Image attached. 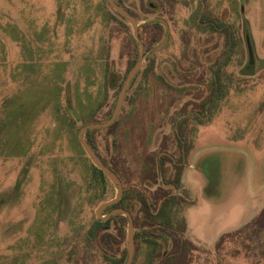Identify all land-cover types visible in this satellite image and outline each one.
<instances>
[{
    "label": "rangeland",
    "instance_id": "374dc122",
    "mask_svg": "<svg viewBox=\"0 0 264 264\" xmlns=\"http://www.w3.org/2000/svg\"><path fill=\"white\" fill-rule=\"evenodd\" d=\"M121 2L142 23L164 19L170 36L154 65L145 63L117 123L93 130L102 158L150 197L163 187L153 179L157 162L166 161L168 181L175 175L168 163L183 157L172 220L189 240L176 264H264V0ZM109 7L106 0H0V264H111L103 256L127 250V222L125 235L115 224L109 231L119 249L83 244L115 188L108 185L101 202L79 132L95 110L89 125L109 119L137 55L131 26ZM214 21L224 22L221 31ZM225 25L234 36L231 59ZM141 35L146 47L165 31ZM223 64L227 94L212 107L213 74ZM136 234L138 264L146 246L140 228Z\"/></svg>",
    "mask_w": 264,
    "mask_h": 264
},
{
    "label": "trees",
    "instance_id": "16d2710c",
    "mask_svg": "<svg viewBox=\"0 0 264 264\" xmlns=\"http://www.w3.org/2000/svg\"><path fill=\"white\" fill-rule=\"evenodd\" d=\"M115 2L119 6L124 7V4L121 2V0H115ZM150 5L153 6L155 4L151 3V4H149V7H150ZM155 6H157V5H155ZM148 9H150V8H148ZM111 11L115 16L121 18L124 22H126L120 15H118L112 9H111ZM127 11L131 15L136 17L129 10H127ZM214 24H215L216 31H221V29H223V27H224V22L221 23L219 21H214ZM149 27H150V29L153 27L156 29H161L163 32L165 31L164 27L160 24L149 25ZM149 27L146 26V27L142 28V30L149 28ZM225 27L227 28L226 36L229 40L227 42V44L230 47L227 58L231 59V54L233 53L234 48L230 45L232 44V39H234V36H233V33L229 30V27L226 25H225ZM141 32H139V35H140V38L142 40ZM244 33H245V36L250 41V31H249L247 23H245V32ZM153 42L154 43L152 45H150V46L147 45L145 47V53L146 54H148L157 44H159L160 40L158 41V39H157V41H153ZM250 43H251V41H250ZM134 45L137 48V55H136L135 59L130 62L125 77L129 73V71L135 66V64L137 63V60H138V53H139L140 47L135 40H134ZM155 60H156V55H154L151 58V60L146 64V66H148L149 64H151V66H153L155 63ZM253 64H254V62L251 65L249 62L248 66H247L248 72L250 74H253V72L255 71V67H253ZM222 66L224 67V64L221 65L218 69H216L215 73L213 74V81H212L213 91L216 93H215V96L214 95L212 96V99L210 101V106H212V107H214L215 104H217L219 102V100H222L227 94V92H226L227 90L225 88V83H224V79H223V68H221ZM250 66H252V68ZM144 69H145V67L141 70V72L135 78V80L133 81V83L131 85V88L134 86L136 81L139 79V76L142 74ZM145 82H142V83H145ZM120 87H122L121 84H120L119 88ZM126 98H127V96H126ZM68 103H69V105H67L65 107L66 113L70 112V109H72L71 102L68 101ZM114 106H115V104L113 105V107ZM113 107L110 110V112L108 113V118H110L112 115L111 113H112ZM96 113H97L96 110L93 111L90 114L89 119L83 120L84 126L89 125L88 123H91L93 121V119L96 116ZM11 121H12V119H11ZM76 124H77L76 120L74 118H71V126L75 127ZM85 138H86L87 143L97 153V155L100 157V159L103 161V163L107 167H109L112 171H114V173L122 181V178H124V175H123L124 170L122 168L110 167L109 166L110 164L102 158V156L99 152V147L97 145L96 138L94 136V131L93 130L88 131ZM187 157H188V154H186V159H187ZM180 160H181V162L179 163V165H177L176 162L172 161V163H174V167L176 169L178 168L177 169L178 173L176 176L177 178L175 180V187L178 189L181 187V174L183 171L182 168L184 167L183 166V163H184L183 157H181ZM165 162L166 161H164V159H161V161L159 162L160 166H161L160 167L161 172H163V173H164L163 167L165 165ZM91 170H92V174L94 177V183H96L99 186V188L101 189V202H103L104 200H106L105 195L107 193V186L110 185L112 187V185L102 171L98 170L93 165H92ZM164 175H165V173H164ZM157 177L158 176L153 178L154 182H157V179H156ZM122 183L124 185V197L122 198V200L117 205L109 208L108 212H111L115 209H125V210L129 211L131 213V215L134 217V211L138 207L139 209H141L140 212L142 213L143 217L139 222L134 218V223L135 224L137 223L136 228H140L142 230L141 237L143 236V239L145 242L156 243V241H157L156 238H158L160 236L158 234L157 228L159 226H164V225H168V226L173 225L172 219L175 216V213L177 211V207H178L177 205H179V207H180V204H179L177 197H175L174 195H172L171 193H169L167 191H163L162 189L158 190V193H159L158 196L148 197V194L141 192V191H138L134 186H126L127 184L125 185L123 181H122ZM164 184L169 185L170 180H168V181L165 180ZM90 185H91V188H93L92 184H90ZM112 189H113V187H112ZM126 222H127L126 217L121 216V215L116 216V217H112L111 219H109L106 222H101V221L96 220L84 236L83 244L85 243V247L88 246V248H85V249H87L88 251L90 249H92L97 240H99L101 243H103L104 250L106 252L107 251L111 252L112 250L119 249V240L115 236H113L109 231L112 228V226L115 224V227L118 228L117 232H118L119 236L125 235L124 229L126 227ZM137 236H136V239H137ZM89 247H92V248H89ZM103 257L105 260L111 262V257H108V256H103ZM115 257L116 258L114 259V262H113L114 264H125V262L127 260V250L123 254H120L119 256H115Z\"/></svg>",
    "mask_w": 264,
    "mask_h": 264
},
{
    "label": "water",
    "instance_id": "95a60500",
    "mask_svg": "<svg viewBox=\"0 0 264 264\" xmlns=\"http://www.w3.org/2000/svg\"><path fill=\"white\" fill-rule=\"evenodd\" d=\"M110 8L116 12L118 15H120L125 21L128 22V24L131 26L133 30V36L135 41L140 47V54L139 59L135 66L129 71L127 74L122 87L120 89V92L118 94V98L116 100V104L114 107V111L111 115V117L105 122V123H97V124H90L87 126H84L80 129L79 132V143L82 147L85 155L88 157V159L91 161L92 165L96 167L98 170L102 171L104 175L107 177L109 182L113 185L115 188V197L111 199L110 201L104 202L98 206V208L95 211V215L98 221L106 222L112 217L116 216H124L127 219V260L125 264H132L134 256H135V225L132 215L129 211L125 209H115L107 214L104 215V212L117 205L124 196V187L123 183L120 180V178L112 171L109 167H107L103 161L100 159V157L97 155V153L90 147V145L86 141V134L88 131L91 130H102L111 127L118 119L126 96L128 94V91L131 88V85L135 78L138 76V74L143 69L146 62H148L154 55H156L168 42L169 36H170V28L168 23L161 18H155L152 20H149L147 22H140L136 17L131 15L127 10H125L123 7L119 6L114 0H106ZM152 24H160L165 29V36L163 37L162 41L154 48L152 49L148 54L145 53V46L140 38L139 35V28L144 25H152ZM247 43L249 47V62L252 64L254 55H253V49L251 47V43L249 39L247 38Z\"/></svg>",
    "mask_w": 264,
    "mask_h": 264
},
{
    "label": "flooded vegetation",
    "instance_id": "af4514ba",
    "mask_svg": "<svg viewBox=\"0 0 264 264\" xmlns=\"http://www.w3.org/2000/svg\"><path fill=\"white\" fill-rule=\"evenodd\" d=\"M123 8L125 10H128L125 6ZM149 8L152 11H157L158 6H155V5L151 6L150 5ZM141 31H142V27L139 28V32H141ZM168 164L170 165V167L175 172V175L173 176V179L170 180L169 185H165L163 182L166 179H165V177H163L164 173L161 172V169H160L161 166H160L159 162H157L158 173L155 175L158 176L156 178L157 182L161 181L163 183V187L160 189H162L163 191H167V192L172 194L171 191H175L176 189H178L175 187V180L177 178L176 176L178 173V170H177L178 168L176 169L174 167V163H168ZM184 169H186V167ZM183 180H185V174L184 173L181 174V185H183L182 184ZM123 187H124V185H123ZM172 195H174V194H172ZM177 206L179 207V205H177ZM106 211H108V209ZM178 214H179L178 211H176L175 216L177 217ZM133 220H134V217H133ZM134 225H135V223H134ZM135 230H136V226H135ZM184 230H186V227L184 228ZM157 231H158V234L160 236L158 238H156V240H157L156 243L144 242V244L146 246V253H145L146 257L144 256L142 258L144 261L143 263L140 261L141 263L139 262L138 264H176L178 261V256L181 253L187 251L188 246H186L185 243H186V240H189V239H187L185 233L183 234L185 236L184 239H183V237H180V233L182 234L184 231L178 230L177 226H175L174 224L172 226H168V225L159 226L157 228ZM178 232H180V233H178ZM136 236H137V234L135 233V256H134L132 264H137L136 260H135L136 256H137V250H138L137 242H136V240H137ZM169 239H170V241H169ZM161 240L163 241V243L160 242ZM164 241H166V242H164ZM191 249L194 251L193 247H191L190 250ZM115 258H116L115 256L111 257V264H114L113 262H114Z\"/></svg>",
    "mask_w": 264,
    "mask_h": 264
}]
</instances>
